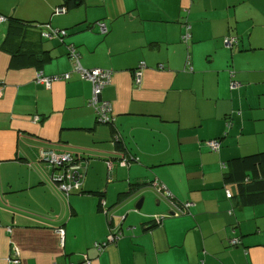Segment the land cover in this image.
<instances>
[{"label":"crops","instance_id":"crops-1","mask_svg":"<svg viewBox=\"0 0 264 264\" xmlns=\"http://www.w3.org/2000/svg\"><path fill=\"white\" fill-rule=\"evenodd\" d=\"M0 16V264H264V194L250 175L225 179L232 159L264 151V0H0ZM9 18L20 37L8 38ZM99 21L102 37L88 32ZM69 44L82 67L110 72L100 97L113 126L96 123ZM67 72L49 87L37 78ZM121 147L138 161L109 177ZM43 150L88 158L80 190L56 188ZM154 179L188 210L169 214L147 193ZM110 232L119 238L97 249Z\"/></svg>","mask_w":264,"mask_h":264},{"label":"built area","instance_id":"built-area-1","mask_svg":"<svg viewBox=\"0 0 264 264\" xmlns=\"http://www.w3.org/2000/svg\"><path fill=\"white\" fill-rule=\"evenodd\" d=\"M67 8L65 6H58L56 7L55 11L57 13H64L66 12ZM6 18L4 16H0V21H5ZM97 25L99 26V30L101 33H106L108 31V28L105 24V22H97ZM66 33L65 30H54L51 29L50 34H43L46 37H54L58 36H64ZM224 42L226 46H232L237 43V37L236 36H225ZM68 55L71 59H73V68L75 71H77L82 79H85L91 83V95L88 99V105L93 109L95 118L97 123L99 124H112L114 122L115 116L112 112V108L109 103L102 102L101 100V90L102 88L109 84L111 82V74L108 70H102L99 68H92V69H86L81 66L79 61V54L75 48L74 45L69 44L68 46ZM142 64V63H141ZM232 75V74H231ZM38 81L43 83L45 86L49 87L51 83L55 80L59 79H67L69 78L70 74L69 72L61 74V75H55V76H43L42 73H39L37 75ZM232 86L236 85L235 81L231 82ZM100 97V98H99ZM34 119H39V117L35 116ZM118 136V135H117ZM117 136L114 138L117 139ZM114 144V142H112ZM212 151H216L219 149L220 142L218 139H209L206 140L205 143ZM40 158L43 161H46L50 167H52L55 171L50 175V179L53 182L54 185H56V188L60 191L65 192L66 195H69L70 193H73L75 191L80 190L81 186V169H82V161L80 160V156L74 155L71 152H62L60 154H56L52 150H43L40 152ZM124 158H121L119 161L123 164L125 160ZM108 170H111L113 160H107L106 161ZM163 194L165 197L169 198L170 201L178 207L182 212L186 211L183 207H188L189 203L185 204H177L174 201H172L171 194L168 190H164ZM227 197H231V193L229 190H226ZM103 205V202L102 204ZM182 206V207H180ZM175 208V207H174ZM179 213V212H178ZM163 216H157L155 220L158 222L161 220ZM61 234L62 231H59ZM119 238V234L116 232H110L106 239L103 241H97L94 243V245L99 249H103L108 242L113 241L115 239ZM239 242L237 238H232L229 240L230 245H236ZM88 263V262H87Z\"/></svg>","mask_w":264,"mask_h":264},{"label":"trees","instance_id":"trees-1","mask_svg":"<svg viewBox=\"0 0 264 264\" xmlns=\"http://www.w3.org/2000/svg\"><path fill=\"white\" fill-rule=\"evenodd\" d=\"M77 1H79V0H63V3L66 6L67 5L69 6L70 4H73L74 2H77ZM19 22H20L19 19H15V18H9L8 19V25H7V36H8V38L14 39V38H17V36H19V37L21 36L20 32L18 30H16V26L18 28V24L22 23V22H20V23ZM25 23H27V22H25ZM26 25H28V24H26ZM225 36H227V37L228 36H236L237 37V43H238L239 37L237 35L229 34V35H225ZM23 53H24V51H22L21 49H16L15 51H12V53H11L12 54V62L16 66H21V65L26 64L23 62H18V59L20 58V56L23 55ZM42 60L44 61L45 58H43ZM42 60H40V61H42ZM90 95H91V93H90ZM87 104H88V100H87ZM95 120H96V118H95ZM96 123H97V121H96ZM113 123L110 124V126H113ZM116 136H117L116 131L112 127L111 143L114 142V145L117 147L118 145L121 144V142H120L121 139L119 136H117V139H115V141H114V138ZM116 155H117V157L115 158V162L112 164L113 166H112L111 170H108V166L106 163L107 160L105 161L106 170H107V174L109 177H111L112 169L115 165L129 167L130 163H132L133 161H135V162L138 161L137 160L138 158L135 155L128 152V150H122V147L119 148V152H117ZM39 158H40V155H39ZM121 158H124L123 160H125V162L123 164L119 161ZM40 160H41V158H40ZM80 160H83L82 161V169H81V173H82L81 186H82V180L85 176V171H86L87 164L89 161H88V158H85L83 156H80ZM108 160H111V159H108ZM248 175H250V178L253 180V184H252L251 188L254 191L252 194H254V196L259 195L260 193L264 194V192H263V189H264V151L253 153V154H248V155H243V156L236 157V158L232 159L230 162L229 171L227 173H225V179L237 181V180H242L243 178H245ZM238 184L240 186L241 191H242V188L245 191L249 190L248 188H246L244 186L245 184H243L242 181L238 182ZM253 201H254V199H253Z\"/></svg>","mask_w":264,"mask_h":264},{"label":"rangeland","instance_id":"rangeland-1","mask_svg":"<svg viewBox=\"0 0 264 264\" xmlns=\"http://www.w3.org/2000/svg\"><path fill=\"white\" fill-rule=\"evenodd\" d=\"M30 1V0H29ZM28 3V2H27ZM29 5V4H28ZM75 7H77V6H75ZM74 6L73 7H70L69 8V10L68 11H71V10H73V8H75ZM63 15H66V14H61V16H63ZM60 18H62V17H60ZM35 21H38V20H35ZM35 21H32L31 23H36ZM84 32L85 31H83V32H80V33H77L76 35H74V37L75 36H78V35H80V34H84ZM88 32L89 33H91V32H93V35L94 36H98V37H102V35H104L103 33H99L98 31H97V29H94L93 31H91V30H88ZM73 35H70V37H72ZM91 38V37H90ZM93 38V37H92ZM79 54V53H78ZM103 124V123H102ZM103 125H106V126H108L109 124H103ZM122 167H125V166H122ZM53 171H55L54 169L51 171V174L53 173ZM158 181H156L155 179L154 180H151L150 182H149V184L148 185H150V186H148L149 188L147 189V193L149 192V191H153V193L155 194H159L160 195V193H161V195L162 196H164V194H163V191L166 189V188H164V187H162L161 185H159V186H156V183H157ZM149 190V191H148ZM163 190V191H162ZM62 193H64L65 194V192H63L62 191ZM164 198L168 201V203L170 204V206H172V210H171V212H169V214H171V213H174V214H178V212L179 213H181L182 211L178 208V207H176L171 201H170V199L169 198H167V197H165L164 196ZM177 203V202H176ZM186 203H189V205H188V207L191 205V203L190 202H186ZM180 204H185V203H180ZM175 207V208H174ZM180 207H182V206H180ZM188 207H183L184 208V210H188ZM148 208V207H147ZM136 212H138V210L136 209ZM166 215V214H165ZM157 216H164V215H153V216H151V220H152V222H154L155 224H159L160 223V220L157 222L156 220H155V218L157 217ZM163 218V217H162ZM161 218V219H162ZM8 231H10L9 229H8ZM59 231H61V229L59 228H56V232H57V234L59 235V243H60V245H63V232L60 234L59 233ZM95 242H97V241H95ZM94 242V243H95ZM95 246V245H94ZM96 247V246H95ZM97 248V247H96ZM98 249V248H97ZM8 257H13V259L16 261V262H19L18 260H19V255H18V253L16 252V250L13 248V250H12V253H11V255H9ZM69 264H75V263H69Z\"/></svg>","mask_w":264,"mask_h":264},{"label":"water","instance_id":"water-1","mask_svg":"<svg viewBox=\"0 0 264 264\" xmlns=\"http://www.w3.org/2000/svg\"><path fill=\"white\" fill-rule=\"evenodd\" d=\"M44 36V35H43ZM51 175V174H50ZM104 203V202H103ZM103 206V205H102ZM136 206H139V204H137ZM103 210V209H102ZM104 213H107V210H104Z\"/></svg>","mask_w":264,"mask_h":264}]
</instances>
